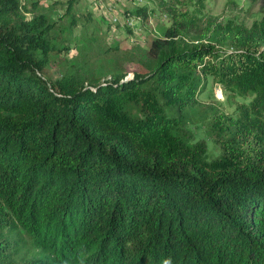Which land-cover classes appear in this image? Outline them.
<instances>
[{"label": "trees", "instance_id": "1", "mask_svg": "<svg viewBox=\"0 0 264 264\" xmlns=\"http://www.w3.org/2000/svg\"><path fill=\"white\" fill-rule=\"evenodd\" d=\"M40 2L0 0V264H264V18L197 29L175 10L145 71L128 78L115 61L51 80L43 70L70 44ZM208 76L255 93L213 120L214 159L166 114ZM18 228L39 248L21 263L5 235Z\"/></svg>", "mask_w": 264, "mask_h": 264}, {"label": "rangeland", "instance_id": "2", "mask_svg": "<svg viewBox=\"0 0 264 264\" xmlns=\"http://www.w3.org/2000/svg\"><path fill=\"white\" fill-rule=\"evenodd\" d=\"M40 1L43 12L52 14V18L67 27L60 38L70 44L69 50L55 55L43 70L51 80L77 67L85 73L99 74L122 63L128 78L134 76L135 70L145 71L141 65L149 60L148 48L154 38L165 36L166 30L172 26L175 10L196 18L197 29L206 27L211 21L231 20L251 26L264 18V0H144L140 5L130 0H101L97 3L77 0L72 11L76 24H70L64 16L67 0ZM111 14L119 18L117 23L111 21ZM128 17H140L136 29L125 22ZM199 33L193 31L186 35V39L191 41ZM200 89L194 104L182 111L167 107L166 114L181 116L184 124L180 134L190 144L204 141L207 157L214 159L223 151L212 130L213 120L219 114L237 115L240 106L249 104L255 93H243L237 88L225 90L212 76L201 80ZM129 109L134 116L144 114L141 105L131 104ZM5 235L13 241L11 252L15 261L30 260L38 253L39 248L23 229L5 231Z\"/></svg>", "mask_w": 264, "mask_h": 264}, {"label": "built area", "instance_id": "3", "mask_svg": "<svg viewBox=\"0 0 264 264\" xmlns=\"http://www.w3.org/2000/svg\"><path fill=\"white\" fill-rule=\"evenodd\" d=\"M101 0H93V2L97 3L100 2ZM131 2L135 3L136 5H140L142 3H144V0H130ZM111 9L113 10L114 8L111 7ZM138 18L140 19V17H128L127 19H125V22L132 28L136 29V25L138 24ZM111 21L113 22H118L119 18L114 15L111 14Z\"/></svg>", "mask_w": 264, "mask_h": 264}, {"label": "clouds", "instance_id": "4", "mask_svg": "<svg viewBox=\"0 0 264 264\" xmlns=\"http://www.w3.org/2000/svg\"><path fill=\"white\" fill-rule=\"evenodd\" d=\"M164 264H171L170 260H165Z\"/></svg>", "mask_w": 264, "mask_h": 264}]
</instances>
